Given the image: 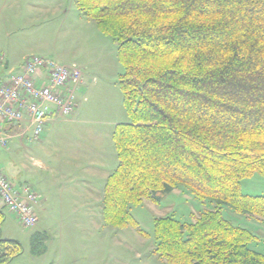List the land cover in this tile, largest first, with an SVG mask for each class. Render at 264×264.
Returning a JSON list of instances; mask_svg holds the SVG:
<instances>
[{
  "label": "trees",
  "instance_id": "obj_1",
  "mask_svg": "<svg viewBox=\"0 0 264 264\" xmlns=\"http://www.w3.org/2000/svg\"><path fill=\"white\" fill-rule=\"evenodd\" d=\"M74 3L115 40L122 66L128 121L111 133L116 164L102 187L104 223L144 233L132 207L183 187L212 208L188 221L155 217L154 254L167 264H264L258 235L222 213L227 206L264 221V196L240 187L255 172L264 176V0ZM5 210L2 203L0 264L23 250L1 235ZM46 238L33 232L30 252H43Z\"/></svg>",
  "mask_w": 264,
  "mask_h": 264
},
{
  "label": "rangeland",
  "instance_id": "obj_2",
  "mask_svg": "<svg viewBox=\"0 0 264 264\" xmlns=\"http://www.w3.org/2000/svg\"><path fill=\"white\" fill-rule=\"evenodd\" d=\"M57 4L63 5L64 13L56 9ZM0 12L4 21L0 43L8 45L15 56H41L69 67L85 68L84 85L76 92L75 111L69 116H55L47 132L41 133V144L24 142L30 151L16 148L11 142L10 150L0 146V170L13 184L19 185L25 168L38 169L32 158L61 170L60 161H65V153L75 148L102 153L101 157L90 155L91 159L104 162L105 166L113 162V169L116 156L111 133L117 123L128 121L117 82L122 66L116 56L115 40L82 16L74 0H0ZM16 171L20 174L16 175ZM51 179L53 176L46 175L45 183ZM95 182V186L101 184V189L100 200L91 206V215L95 209L92 217L83 215L79 192L72 195V208L76 211L66 207L67 218L47 223L46 231L40 230L42 226L24 227L5 210L1 235L18 240L23 247L10 264H167L152 252L153 219L171 213L188 221L192 213L212 208L209 200H197L187 189L176 188L159 204L144 201L132 207V215L144 233L132 227L116 228L102 219L103 182ZM240 187L243 193L264 196V176L255 172L243 178ZM222 213L232 224L257 234L254 246L264 251V221L239 214L227 206H223ZM35 231L47 235L44 251L36 255L30 252V235Z\"/></svg>",
  "mask_w": 264,
  "mask_h": 264
},
{
  "label": "built area",
  "instance_id": "obj_3",
  "mask_svg": "<svg viewBox=\"0 0 264 264\" xmlns=\"http://www.w3.org/2000/svg\"><path fill=\"white\" fill-rule=\"evenodd\" d=\"M4 55L0 50V66ZM83 80L79 67H69L41 56L26 57L17 70L0 74V146L7 147L11 135L4 123L29 119L32 130L25 140L39 139L52 113L69 116L76 108V90ZM36 194L24 187L17 190L0 170V201L24 227L37 223L31 204Z\"/></svg>",
  "mask_w": 264,
  "mask_h": 264
},
{
  "label": "crops",
  "instance_id": "obj_4",
  "mask_svg": "<svg viewBox=\"0 0 264 264\" xmlns=\"http://www.w3.org/2000/svg\"><path fill=\"white\" fill-rule=\"evenodd\" d=\"M27 4L28 7L31 6L30 3ZM5 5L6 2L3 6ZM57 5L58 6L56 7V9L58 11L62 10L64 13L63 5ZM1 15L2 13L0 12V21H2L0 22V38L2 37V23H4ZM78 19L80 21L83 20L82 22H85L84 19H82L80 16H78ZM0 50L4 55V60L2 62V65L0 66V74H5L10 69L17 70L23 60L26 57H29L26 54L15 56L12 52V49H10L8 45L6 46L2 42L0 43ZM75 67H79L82 70L83 74V81L76 90V92H78L84 85L85 68H82L80 66ZM55 116L59 115H57L56 113H52V115L48 117L42 134L47 132V128L53 122ZM3 128L6 133L12 136L9 144L11 142V145L15 146L16 148L30 151V147H28L24 142L34 141L25 140V138H23L25 136H29L32 130V125L30 124L27 117H25L20 122L4 123ZM20 135H23V137H21ZM41 135L39 139L41 138ZM39 139L36 141H39V143L41 144V140ZM9 144L4 148L10 150ZM65 155V161H60V163L63 165L61 170H57V168L52 167L51 164L48 165V163L46 164L41 160L32 158L30 156L33 159V163L36 164L38 169L25 168V175L22 176L23 182H20L19 185L13 184L17 190L22 191L24 187H27L36 194V199L31 204V206L37 218V223L35 226H42L40 230L44 229V231H46L45 229L48 228L47 223L49 222L55 223L58 221H63L65 218H67V210L65 208L69 206L70 208L73 207L72 195H74V193L76 195V192H79L78 202L80 203V207H82L83 215L89 217L95 216V209L92 210L93 215H91V206H95L97 204V201L100 200L98 191H100L101 189V184L95 186V181L101 180V183H104L106 176L112 170L111 165L113 162L105 166L104 162L100 163V161L96 162L91 159L90 155H96L97 157L103 156V154L99 152H90L86 151L84 148H75L74 150H68ZM18 173L20 174L19 171L15 172L16 175H18ZM46 175L53 176V180L51 179L48 184L45 183ZM56 192L59 197L56 195ZM54 197H56L55 202ZM0 204L2 205L1 202ZM74 211L76 210H73L72 208V212Z\"/></svg>",
  "mask_w": 264,
  "mask_h": 264
}]
</instances>
